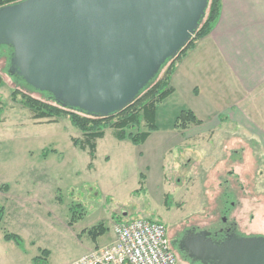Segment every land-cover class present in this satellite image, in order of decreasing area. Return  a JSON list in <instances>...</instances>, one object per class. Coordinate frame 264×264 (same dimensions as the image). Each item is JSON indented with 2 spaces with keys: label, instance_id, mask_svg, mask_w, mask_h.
I'll return each instance as SVG.
<instances>
[{
  "label": "rangeland",
  "instance_id": "374dc122",
  "mask_svg": "<svg viewBox=\"0 0 264 264\" xmlns=\"http://www.w3.org/2000/svg\"><path fill=\"white\" fill-rule=\"evenodd\" d=\"M6 51L0 47V264H67L111 243L118 219L159 221L170 241L217 223L221 206L239 234L264 236V133L260 139L228 120L174 128L181 110L194 105L178 89L157 106V129L144 143L120 141L107 129L91 160L73 145L83 135L67 116L32 118L21 93L52 100L10 73ZM99 222L106 231L93 240L88 231ZM176 264L190 263L176 255Z\"/></svg>",
  "mask_w": 264,
  "mask_h": 264
},
{
  "label": "water",
  "instance_id": "95a60500",
  "mask_svg": "<svg viewBox=\"0 0 264 264\" xmlns=\"http://www.w3.org/2000/svg\"><path fill=\"white\" fill-rule=\"evenodd\" d=\"M209 0H19L0 7L9 71L63 108L122 110L197 30ZM198 264H264V236L188 232Z\"/></svg>",
  "mask_w": 264,
  "mask_h": 264
},
{
  "label": "crops",
  "instance_id": "0c3cea01",
  "mask_svg": "<svg viewBox=\"0 0 264 264\" xmlns=\"http://www.w3.org/2000/svg\"><path fill=\"white\" fill-rule=\"evenodd\" d=\"M220 2L214 28L196 40L175 64L171 85L174 92L184 90L192 98L194 105L188 109L202 121L197 126H216L228 120L259 134L261 139L264 129L258 127H264V0Z\"/></svg>",
  "mask_w": 264,
  "mask_h": 264
},
{
  "label": "trees",
  "instance_id": "16d2710c",
  "mask_svg": "<svg viewBox=\"0 0 264 264\" xmlns=\"http://www.w3.org/2000/svg\"><path fill=\"white\" fill-rule=\"evenodd\" d=\"M19 0H0V7L17 2ZM221 10L220 0H209L204 17L201 19L197 30L189 39L186 45L179 50L176 56L169 58L160 68L155 78L145 86L134 100L125 106L122 110L111 113L107 116L88 114L79 109L63 108L55 103L50 94L48 97L52 103L44 102L30 95L22 94L20 102L26 106L34 119H48L49 122H54L58 118L67 116L72 126L76 127L83 135L81 139L72 137L71 140L74 146L88 152L90 159L95 158L97 139L105 135L107 129L112 130L113 135L118 140L129 139L134 145H140L157 129L155 124V113L157 106L168 98L174 88L171 85V75L175 70V63L180 60L186 52L191 49L196 40L208 35L218 21ZM5 48L6 46H1ZM11 52V48H9ZM8 51H6L7 53ZM10 56V53H7ZM162 72L161 76L159 74ZM15 77H18L14 75ZM20 78V77H18ZM21 79V78H20ZM2 80L0 77V84ZM18 91H13V95L18 94ZM202 121L196 117L191 109H184L176 116L174 128L185 130L190 126L200 125ZM143 126L144 128L141 129ZM135 129L134 131H132ZM91 164V162H90ZM143 174H141V177ZM143 179L140 182L142 189ZM168 196V195H167ZM167 198V197H166ZM3 215V208L0 206V219ZM80 216V215H79ZM118 221H123L118 219ZM106 227L103 222L91 227L88 231L93 240L104 234ZM6 240H14L17 245H22L20 236L12 233L5 234ZM47 256L48 252L45 251ZM36 264H41L36 262ZM198 264V263H192Z\"/></svg>",
  "mask_w": 264,
  "mask_h": 264
},
{
  "label": "built area",
  "instance_id": "2783aa9c",
  "mask_svg": "<svg viewBox=\"0 0 264 264\" xmlns=\"http://www.w3.org/2000/svg\"><path fill=\"white\" fill-rule=\"evenodd\" d=\"M115 238L94 247L67 264H176L165 226L152 219L113 224Z\"/></svg>",
  "mask_w": 264,
  "mask_h": 264
},
{
  "label": "flooded vegetation",
  "instance_id": "af4514ba",
  "mask_svg": "<svg viewBox=\"0 0 264 264\" xmlns=\"http://www.w3.org/2000/svg\"><path fill=\"white\" fill-rule=\"evenodd\" d=\"M217 209H218L219 213L221 214V217L219 218L217 223H215L211 226H208V227H204L202 229L208 230L211 233L212 239L217 240V241H221V240L225 239L226 236L228 234H231V233H236L237 235H242V234H239L236 230L237 229V223L234 220V218H232L231 220L227 219L228 218L227 214H229V210H230L229 207L221 206ZM202 229L197 228V227L184 229L179 234H177L175 237H171L170 241H169L170 247L173 250V252L175 253V256L176 255L177 256L182 255L184 258H186L188 260V262L190 264L195 263V262H192L187 257L185 252L179 250V242L188 232H197V231H200Z\"/></svg>",
  "mask_w": 264,
  "mask_h": 264
}]
</instances>
